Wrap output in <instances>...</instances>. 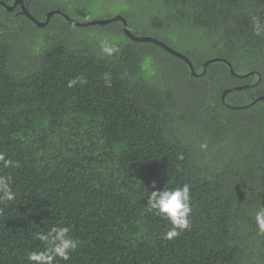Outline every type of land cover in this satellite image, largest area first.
I'll return each mask as SVG.
<instances>
[{
    "label": "trees",
    "instance_id": "16d2710c",
    "mask_svg": "<svg viewBox=\"0 0 264 264\" xmlns=\"http://www.w3.org/2000/svg\"><path fill=\"white\" fill-rule=\"evenodd\" d=\"M21 1L39 22L121 16L191 66L120 21L38 27L0 5V152L19 162H0V264H29L54 226L79 241L56 264H264V0ZM184 184L191 228L167 240L146 193Z\"/></svg>",
    "mask_w": 264,
    "mask_h": 264
},
{
    "label": "clouds",
    "instance_id": "9594fccd",
    "mask_svg": "<svg viewBox=\"0 0 264 264\" xmlns=\"http://www.w3.org/2000/svg\"><path fill=\"white\" fill-rule=\"evenodd\" d=\"M253 29L256 35H264V26L257 18H253ZM100 51L104 56L112 57L119 52L118 42L109 38L99 40ZM84 83L82 77H77L68 82V87L77 83ZM207 143L200 144L201 150H206ZM0 162L4 167H19L18 161L6 159L5 154L0 152ZM155 188V184H153ZM15 192L11 187V177L0 175V201H12L15 199ZM148 211L168 220L172 227L164 233V239L172 240L177 238L184 231L191 228L189 216L192 212L190 206L191 191L188 184L181 187L163 190H153L146 193ZM254 221L258 234L264 235V206H260L255 212ZM69 226H54L47 232H38L35 238L44 243L42 251H30L27 253L29 264H56L57 259L68 261L70 254L74 252L79 244L69 233Z\"/></svg>",
    "mask_w": 264,
    "mask_h": 264
},
{
    "label": "water",
    "instance_id": "95a60500",
    "mask_svg": "<svg viewBox=\"0 0 264 264\" xmlns=\"http://www.w3.org/2000/svg\"><path fill=\"white\" fill-rule=\"evenodd\" d=\"M0 5H2L3 7H5L9 12H12L14 11L18 6L20 7L21 9V12L26 15L36 26L38 27H45L50 18L55 15V14H60L62 15L70 24L74 25V26H93V25H107L111 22H114V21H120L122 22L123 24V31L125 33V35L135 41V42H144V43H152V44H156L160 47H162L164 50H166L167 52H169L170 54L184 60L186 63H188L189 66H191V63L190 61L188 60V58L176 51H174L173 49L169 48L168 46H166L164 43L156 40V39H153V38H149V37H137V36H134L127 28V23L125 21L124 18H122L121 16H116L114 18H107V19H100V20H91V21H88V22H79V21H76V20H73L71 18H69L68 16L62 14L61 12L59 11H55V12H51L49 14H47V17H46V21L45 22H39L37 21L35 18H33L30 13L26 10L23 2L21 0H17L14 2L13 5H6L4 2L0 1ZM215 60H211V61H208L207 63L204 64V67H206L207 65H209L210 63L214 62ZM231 72L233 73V71L231 70ZM258 100H264V96H261Z\"/></svg>",
    "mask_w": 264,
    "mask_h": 264
}]
</instances>
